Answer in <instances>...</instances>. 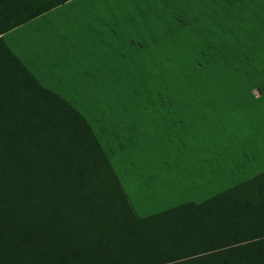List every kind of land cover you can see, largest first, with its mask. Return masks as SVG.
I'll list each match as a JSON object with an SVG mask.
<instances>
[{
    "label": "rangeland",
    "instance_id": "obj_1",
    "mask_svg": "<svg viewBox=\"0 0 264 264\" xmlns=\"http://www.w3.org/2000/svg\"><path fill=\"white\" fill-rule=\"evenodd\" d=\"M181 1L161 0L135 34L97 16L118 0H72L10 47L36 54L28 65L91 125L140 218L264 172V0ZM117 28L134 33L115 41ZM67 35L72 48L45 57L46 36Z\"/></svg>",
    "mask_w": 264,
    "mask_h": 264
},
{
    "label": "trees",
    "instance_id": "obj_2",
    "mask_svg": "<svg viewBox=\"0 0 264 264\" xmlns=\"http://www.w3.org/2000/svg\"><path fill=\"white\" fill-rule=\"evenodd\" d=\"M68 1L0 0V264H264V172L140 218L91 125L9 48Z\"/></svg>",
    "mask_w": 264,
    "mask_h": 264
},
{
    "label": "crops",
    "instance_id": "obj_3",
    "mask_svg": "<svg viewBox=\"0 0 264 264\" xmlns=\"http://www.w3.org/2000/svg\"><path fill=\"white\" fill-rule=\"evenodd\" d=\"M72 0L68 1L67 3L65 4H68L69 2H71ZM167 0H165L166 2ZM171 3H174L175 0H169ZM182 1H185V0H182ZM181 1V2H182ZM161 2V0H123V1H120L118 0V5H109L107 6L109 9L107 10H104V11H100L99 13L100 14H97V16L101 17V18H106V22L103 23L104 25V28H106V26L108 24H112L114 25V22H115V25H119V24H124L125 22L129 23L128 25H131L133 24L135 27H133L134 29V32L135 34L137 33H143V32H147L148 31V28H149V17H157V10H155V8H157L156 6L159 5V3ZM180 2V1H178ZM63 4V5H65ZM155 4V6H154ZM61 5V6H63ZM60 7V6H59ZM58 8V7H57ZM57 8L45 13V14H48V13H53L55 12V10H57ZM180 8V4L178 3H175V6L172 8L173 9H178ZM174 11V10H173ZM43 14V15H45ZM41 15V16H43ZM37 17V18H34L32 19L31 21H29L28 23L24 24V25H21L9 32H7L6 34H4V40L5 42L7 43V45L9 46V48L11 47V44L13 43L14 39H17V38H21V37H24V38H28L26 36V33L23 32V29L25 26H31L33 25L35 22H37L40 17ZM137 19V21H134V22H131L133 19ZM111 22V23H109ZM144 23V24H143ZM145 26V28H141L139 29L138 27H143ZM28 27V29H29ZM116 27V26H114ZM153 29H154V26H152ZM145 29V30H144ZM36 30V29H35ZM103 32L104 30H107V29H102ZM62 30L59 29V33L61 32ZM114 31V34H112L114 36V39L116 38V36L118 35H126V34H129V36H131V34L133 35L134 32H132V29H128V31H125V28H117V30H109V32H113ZM142 31V32H141ZM46 32V31H45ZM40 33V32H38ZM43 33V32H42ZM65 34V32H64ZM72 36H74L72 33H70ZM66 39V41H62L59 40V43L58 44H54V43H51L50 39H47V36L45 38V46L43 45V43L41 44L40 48H42V50L44 51V53L46 54L45 57H47V52L48 50L50 49V47H53L52 49H56L58 51H60V54L63 53V51H65L66 53L70 50V48H72V45L70 43H68L67 39H69L68 35L67 37H64ZM35 39H38L39 40V37H35L33 40H32V44H34L35 42ZM116 41V39H115ZM13 46L15 47L16 45L13 44ZM35 46L39 47L38 44H36ZM112 48L115 47V43L111 45ZM11 49V48H10ZM40 53H37L38 55H41L42 54V51H39ZM16 55V54H15ZM17 56V55H16ZM19 58V56H17ZM36 58V54H33V55H30V56H26L23 54V56H21L20 61L26 66V68L35 76V78L46 88H48L47 86H45L44 84V81L43 80V74H41L40 71H38L36 68H33L34 65L31 67L28 65L29 62L31 61H34ZM38 64V63H37ZM37 64L35 66H37ZM50 89V88H48ZM52 90V89H50ZM53 92H55L56 94H58L60 97H62L58 92L52 90ZM262 173V172H261ZM260 174V173H259ZM226 191V190H225ZM223 193V192H222ZM219 195V194H218ZM130 202V201H129ZM192 203V202H190Z\"/></svg>",
    "mask_w": 264,
    "mask_h": 264
}]
</instances>
